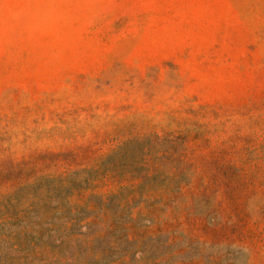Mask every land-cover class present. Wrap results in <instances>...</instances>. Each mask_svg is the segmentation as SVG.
<instances>
[{
	"label": "rangeland",
	"instance_id": "obj_1",
	"mask_svg": "<svg viewBox=\"0 0 264 264\" xmlns=\"http://www.w3.org/2000/svg\"><path fill=\"white\" fill-rule=\"evenodd\" d=\"M0 264H264V0H0Z\"/></svg>",
	"mask_w": 264,
	"mask_h": 264
}]
</instances>
